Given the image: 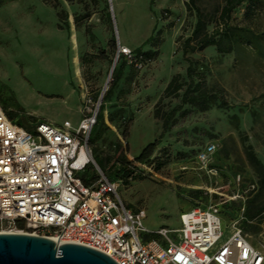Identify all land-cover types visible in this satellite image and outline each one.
<instances>
[{"label":"rangeland","instance_id":"374dc122","mask_svg":"<svg viewBox=\"0 0 264 264\" xmlns=\"http://www.w3.org/2000/svg\"><path fill=\"white\" fill-rule=\"evenodd\" d=\"M185 1H4L0 104L29 131L43 120H69L76 127L84 103L97 113L102 109L88 136L90 168L112 178L121 163L131 164L133 174L121 179L118 193L131 208L144 209V240L156 237L160 227H179L184 211L213 207L222 218V240L227 225L239 220L250 242L264 251V210L253 219L244 217L247 207L257 206L251 201L264 199L257 196L264 191V177L259 179L246 154L250 145L264 166V7L250 8L243 1L233 8L228 23L240 39L232 51L219 53L210 45L189 54L204 72L215 103L207 110L181 104L160 136L161 116L180 104V97L161 98L167 83L176 73L179 82L188 81L180 47L196 16ZM223 3L196 0L213 21L209 31ZM118 41L134 50L135 59L117 57ZM116 74L121 76L112 84ZM153 142L151 154L138 161ZM210 142L214 153L199 161L198 151Z\"/></svg>","mask_w":264,"mask_h":264},{"label":"built area","instance_id":"2783aa9c","mask_svg":"<svg viewBox=\"0 0 264 264\" xmlns=\"http://www.w3.org/2000/svg\"><path fill=\"white\" fill-rule=\"evenodd\" d=\"M133 59L131 48L118 45ZM74 127L39 121L32 131L10 119L0 104V232L46 235L104 252L117 264H264L255 247L233 220L224 237L216 208H193L180 214L177 228L160 227L144 240L145 211L127 205L118 180L98 168V179L85 185L79 173L94 164L88 136L97 108L84 103ZM215 144L206 143L196 158L206 161ZM18 225V226H17Z\"/></svg>","mask_w":264,"mask_h":264},{"label":"trees","instance_id":"16d2710c","mask_svg":"<svg viewBox=\"0 0 264 264\" xmlns=\"http://www.w3.org/2000/svg\"><path fill=\"white\" fill-rule=\"evenodd\" d=\"M6 0H0V6ZM243 1L249 3L250 8L254 7H264V0H224V3L219 7L218 12L219 16L214 21L215 25L211 31L208 30L207 26L210 24L212 19H209L207 14L203 12L200 7L196 4V0H186L185 5L189 12H192V9L195 10L196 22L191 34L185 38L182 42L180 49L183 53L184 60L188 63L186 67V75L188 81L179 82L180 74H174L169 82L167 83L164 92L161 96H173V97H180V104L174 106L168 113H164V116H161L163 123H162V133L169 129V120L175 114L176 110H178L181 104H188L192 107H195L199 110H207L215 103L216 95L213 92L212 88H209L206 82V77L203 71L199 69L197 66V60H195L189 54L195 53L197 51H201L207 46L213 45L215 46L217 52L219 53H228L232 51L233 46L237 43L240 39V34L229 25L228 21L230 18L231 11L233 8ZM58 18L61 17L60 13L57 12ZM66 27H68L67 19L64 18ZM61 27V26H60ZM151 37H148L141 46L147 44ZM114 34L111 38V41H114ZM133 59H135L134 50H132ZM123 55L122 53L120 56ZM120 74H116L113 79V83L117 82L120 78ZM183 90L182 94L180 95V91ZM4 107V106H3ZM5 109V108H4ZM22 110V109H21ZM6 111V110H5ZM184 112V111H182ZM7 113V112H6ZM8 117L12 119V117L7 113ZM155 116H159L158 108L156 107ZM102 117V109H100L97 113V120ZM19 125L25 127L21 121H17ZM92 128L91 131H93ZM92 135V132L90 133ZM91 139V137H89ZM155 142L150 143L147 145L142 152L139 154L136 159L138 161L145 160L152 152L153 148L155 147ZM247 158L250 165L256 171L259 179L264 177V166L260 159L255 155L252 147L248 145L247 147ZM99 167L103 170V162L101 160L97 161ZM133 174L131 169V164L128 161L120 164V167L117 169L116 174L114 177L109 178L110 180H118L123 179L127 180ZM79 177L82 179L85 185H91L98 179V173L95 169H91L90 166L80 172ZM264 194V191H259L257 196ZM250 205L257 206L254 209H250V207L246 208L244 211V217L246 219H253L257 217L263 210H264V199H254L249 203Z\"/></svg>","mask_w":264,"mask_h":264},{"label":"water","instance_id":"95a60500","mask_svg":"<svg viewBox=\"0 0 264 264\" xmlns=\"http://www.w3.org/2000/svg\"><path fill=\"white\" fill-rule=\"evenodd\" d=\"M117 58H115L114 63ZM0 264H117L97 249L28 232H0Z\"/></svg>","mask_w":264,"mask_h":264},{"label":"bare ground","instance_id":"6f19581e","mask_svg":"<svg viewBox=\"0 0 264 264\" xmlns=\"http://www.w3.org/2000/svg\"><path fill=\"white\" fill-rule=\"evenodd\" d=\"M14 232H19V231H17V230H14Z\"/></svg>","mask_w":264,"mask_h":264},{"label":"crops","instance_id":"0c3cea01","mask_svg":"<svg viewBox=\"0 0 264 264\" xmlns=\"http://www.w3.org/2000/svg\"><path fill=\"white\" fill-rule=\"evenodd\" d=\"M119 42V41H118ZM121 44V42H119ZM43 121H46V120H43Z\"/></svg>","mask_w":264,"mask_h":264}]
</instances>
